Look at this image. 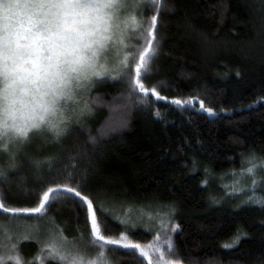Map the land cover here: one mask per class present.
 Returning <instances> with one entry per match:
<instances>
[{
  "label": "trees",
  "instance_id": "16d2710c",
  "mask_svg": "<svg viewBox=\"0 0 264 264\" xmlns=\"http://www.w3.org/2000/svg\"><path fill=\"white\" fill-rule=\"evenodd\" d=\"M153 16L159 46L142 83L166 99L131 88L136 53L124 71L96 83L88 114L60 140L34 136L15 156L0 154V204L30 209L38 206L37 192L71 187L103 208L97 220L106 239L148 243L173 220L178 255L169 256L177 264H264V208L254 202L264 200V188H253V178L236 187L235 177L264 164V0L145 4L136 38ZM120 95L123 101L114 100ZM176 99L203 101L214 114L195 102L169 103ZM6 216L52 219L57 234L84 244L91 233L81 206L66 194L40 216L0 211ZM37 241L17 242L21 260L38 256ZM100 248L114 264L147 262L116 246L81 249L93 255Z\"/></svg>",
  "mask_w": 264,
  "mask_h": 264
},
{
  "label": "clouds",
  "instance_id": "9594fccd",
  "mask_svg": "<svg viewBox=\"0 0 264 264\" xmlns=\"http://www.w3.org/2000/svg\"><path fill=\"white\" fill-rule=\"evenodd\" d=\"M133 2L0 0V154L34 136L58 141L88 114L96 82L136 56ZM67 264H100L99 253L74 249Z\"/></svg>",
  "mask_w": 264,
  "mask_h": 264
},
{
  "label": "snow or ice",
  "instance_id": "6c2138e0",
  "mask_svg": "<svg viewBox=\"0 0 264 264\" xmlns=\"http://www.w3.org/2000/svg\"><path fill=\"white\" fill-rule=\"evenodd\" d=\"M143 3L148 4L150 6H156L159 5L162 0H142ZM156 21L157 17L153 16L151 18V26L150 28L143 33V37L146 40V45L143 48V50L140 52L138 57V63L135 65V71H134V78L130 79L132 80L133 84V91H138L139 93H142L144 96L152 95L155 100H164L166 99L163 96H160V94L157 92L156 88H147L144 83H142V79L147 78L149 75H151L150 71V62L152 59L155 58L157 53V48L159 46V41L156 39L155 35V28H156ZM198 103L201 110L206 111L208 114L213 115L212 109L205 108L203 101H193L192 99L187 100H171L169 103L184 106V105H192L193 103ZM157 117H159V113L156 114ZM260 167L264 169V164L256 165L253 164L251 167H248L246 169L247 174H254L256 171V168ZM2 173H0V177H2ZM253 188H255V185H253ZM235 191V189H233ZM57 193H61V196H57ZM64 194L67 196H71L75 199V201L81 206V210L85 213V221L89 222L91 225V233L88 238L87 244L83 243V238L78 237V240L69 241L67 240L63 235L62 232H58V234L53 235L51 232L48 233L50 237V247L46 248L45 250L52 253V257L50 259H53V264H56V261L59 262V264H67L68 257L71 255L72 251L74 249H81L82 247L84 249L87 248H98L101 244L106 246H116L118 249L122 248L124 250H130L132 253L139 256L141 259L148 256V252L145 251L140 244L128 242V243H121L120 240L117 239H106L105 235L101 234V228L98 226V220H97V212L99 211L101 214L104 213L103 208L97 203L94 207L93 200L89 199L88 195H82L81 191H78L74 188L68 187H49L46 191H44L41 195L40 192L36 193L38 206L33 207L30 209H5L3 207V204H0V211L7 212L12 215H18L20 213H28L33 214L35 216H40L41 213L45 212V209L49 206H51L54 203L59 202L60 199L64 198ZM248 202H253V198L249 197ZM256 203H259L262 208H264V200H256L254 201ZM163 226V225H162ZM104 231H107L105 228ZM171 231L176 232L178 231V228H173ZM235 244L239 243V238L236 239L234 242ZM164 247L168 249V255L171 256H177L178 253L175 249L174 242L168 240L165 242ZM226 248L234 247L233 245H225ZM0 251H2V246H0ZM101 255H103V252H101ZM159 258H164V253H159ZM8 261H15V264H21V261L18 256H12V255H2L0 254V264H8ZM164 264H171V261L164 260Z\"/></svg>",
  "mask_w": 264,
  "mask_h": 264
},
{
  "label": "rangeland",
  "instance_id": "374dc122",
  "mask_svg": "<svg viewBox=\"0 0 264 264\" xmlns=\"http://www.w3.org/2000/svg\"><path fill=\"white\" fill-rule=\"evenodd\" d=\"M144 5L145 3H143L142 0H134L133 2V9L136 11L137 15L140 18L143 14ZM150 26L148 27V29L150 28ZM137 40L140 41V44L137 45L136 47L134 45V51L136 50L135 53H137L135 65L136 63L139 62L138 61L139 54L146 45V40L144 39L142 34H140V36L137 38L135 37L134 42H136ZM134 71H135V66H134ZM134 71L130 76L131 78H134ZM130 77L128 79V83H130V86L133 89V84ZM123 97H124L123 95L122 96L120 95L114 98V100L119 101L121 99V101H123L124 100L122 99ZM114 100L112 102L115 103L113 104L109 103V105L115 107L114 104H116L115 108L117 111V106H119V102H116ZM94 102L97 103V105L102 104V100L99 98H96ZM124 103L125 102H123V104ZM235 177L238 180L236 187L242 185V183L245 180L248 182L249 179L252 180L253 178L255 181V186L257 188L259 189L264 188V169L260 167L256 168L254 174H247L245 169L244 171L238 173ZM43 213H41L40 215H42ZM173 228H177V224L175 221L171 220L162 227H160L159 229H157L151 241H149L148 243H139L141 247L148 252L147 257L150 258L153 264H164V260L171 261V264L178 263L177 261L171 259V257L168 255V249L164 247L166 241L168 240L172 241L173 234L175 233L171 231V229ZM49 232H51L53 235L57 234V232L53 229L52 219L41 220V222H35L28 219L15 218V216H6L5 218H0V246H2V251L0 252V254L5 256L8 255L18 256L16 252V248L18 247L19 243L17 242L20 239L36 238V240H38L37 242H39V248H40V252L38 256L34 259H30L28 262L21 260L20 257L18 256L21 261V264H49V262L53 263V259H50V257H52V253L45 250L46 248L50 247V243H49L50 237L48 235ZM66 239L69 240L68 238ZM111 239L120 240L121 243H128V242L136 243L130 238H128L126 235H121L119 237H112ZM104 249L100 248L99 253L103 252V255L99 254L100 264H114L112 262L111 256L105 254ZM160 252L164 253L163 259L159 258ZM133 255L138 258L136 254L133 253ZM56 263L59 264L58 261H56ZM8 264H15V261H8ZM138 264H147V262L145 260H142L141 262H138Z\"/></svg>",
  "mask_w": 264,
  "mask_h": 264
},
{
  "label": "water",
  "instance_id": "95a60500",
  "mask_svg": "<svg viewBox=\"0 0 264 264\" xmlns=\"http://www.w3.org/2000/svg\"><path fill=\"white\" fill-rule=\"evenodd\" d=\"M5 209H7V208H5ZM4 212V211H3ZM5 213H7V212H5ZM9 214V213H8ZM20 214H26V215H30V214H28V213H20ZM11 215V214H10ZM145 259L147 260V262L149 263V264H152V262H151V260H150V258L149 257H145Z\"/></svg>",
  "mask_w": 264,
  "mask_h": 264
}]
</instances>
